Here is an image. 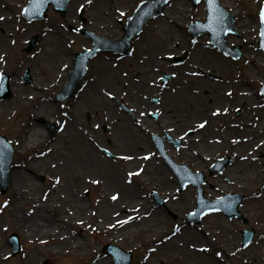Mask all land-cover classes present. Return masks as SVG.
Here are the masks:
<instances>
[{"label":"rangeland","instance_id":"rangeland-1","mask_svg":"<svg viewBox=\"0 0 264 264\" xmlns=\"http://www.w3.org/2000/svg\"><path fill=\"white\" fill-rule=\"evenodd\" d=\"M85 1L81 2V0H79L77 2L74 0L72 2L73 7L78 9L79 5H86L84 3H90L89 1L87 2ZM141 1L142 0H129L128 2L125 0H113V3L111 2V4H109V7H107V5L103 1H98L97 4L100 7L99 9L101 11V14L98 12L99 9L97 8L96 9H97V14L100 15L99 18L101 19L100 26H105V27L110 26L109 31H106L105 34L103 35L106 37L115 38V34H117L122 29V26L125 24L126 19L129 17V15L134 11L136 6ZM263 1L264 0H259L258 6L257 5L253 6L251 3L249 4L245 0L240 2L241 13L225 5L223 2L224 7H226V9L231 11L236 16V20H237L236 22L238 25L239 34L232 35V36L236 38V43L241 44L243 46V52H244L243 57L238 59V61H232L229 58L225 57L222 53H220L219 60L221 63H220L219 69L216 66H214V68H212L211 66L209 67V65L205 61L198 62V64L201 65L202 67H209L212 73L214 72L215 69H218L217 70L218 73L222 74V77H224L227 80L232 79V77L230 78V76H224V72L228 71L227 67H229L230 65L233 66L234 71L232 74H235V72L237 73V76L234 77V81H233L235 85L233 86L229 84L228 85L230 86V89L234 87L235 93H238V104H235L233 100L230 106L227 105L233 110V115L231 113L225 114V116H227V119L220 121L223 124H225V126L228 125V127L225 129L227 136L231 138H235V142L230 139V142L235 145L234 146L235 151H238V143H237L238 142V130H241L242 128H244L243 124L245 123L246 117H251L253 116V113H257V109H255V107L252 105V99L259 97L260 99L264 101V96L261 95V91H260L261 86L264 83V61H263L264 54L259 49V46L257 44L258 38H259L258 37V29H259V21H260L259 14H260V10L263 5ZM129 3H131L130 8H129ZM186 3L189 4L190 6L189 15L185 16L183 20L188 19L187 21L181 20V23L174 24L172 26L173 29H171L166 26H163L164 25L163 22L159 21V18L161 17L159 15V18L157 17L156 19L152 20L149 23L148 27L146 28L144 27V31L146 30L145 33L143 32L144 36L149 35V31H150L149 27H152L154 29H157V31L161 34H162V31L163 33L167 32L168 35L171 37L170 42H167L166 44H162V46L160 47L158 46L156 42L154 43V45H153V42L151 43L148 42L147 44L145 42L146 40H144L146 37L144 39H140L141 35L140 36L138 35V37L135 38L132 46L130 47V49H132L131 53L134 55V58L131 56H127L126 58L120 61L122 63L120 64L122 65L120 66L122 68V71L118 68L119 65L115 66V64L118 63L120 57H114V55L111 53L109 54L101 53L97 56L95 60L99 58V59H102L103 61L108 62V64L112 63L113 65L112 69H114L113 75L115 77V80L121 84L122 88H126L125 90L126 92L127 91L131 93L134 92L138 95H141L144 93L146 94L147 91H145L143 87L144 81L149 86V83L155 80L156 76L159 75V73H156V71L158 69H165L164 64L166 63L160 64L159 61H166V59H168L166 56L170 53L179 55L186 51L192 52V46L190 47L188 46V49H187L186 46L184 47L183 45L186 43L187 44L193 43V41L196 40V38H193L188 33L187 28L190 22L197 21V19L194 20V17L198 13L200 14V12H202L201 4L203 5L204 11L206 10V7H205L204 2H202L201 4H198L197 6H194L191 3V0H187ZM87 6L88 5H86V7ZM127 8H129L128 12L124 13V15H121L120 13L127 11ZM112 9H116V14H118V19L114 18ZM48 12H49L48 19L50 20L49 24L55 25L57 28L59 27L61 30L65 31V29L69 28V26H67L69 25V23L75 22V19L70 20V17L72 18L76 17L74 16L75 11L74 9H72V5L69 7V10L65 15H61L59 13L54 12L52 8H50ZM101 15L104 16L105 19H103ZM122 17H123V20L119 21V19H121ZM112 19L113 21L111 22ZM242 19H245V22L243 23V25L241 24ZM11 22L12 24L10 27L12 29V33L15 36V40L13 44L11 43L8 44L7 51L2 55L0 66H2V70L10 76L11 78L10 87H11V85H13V79H16L18 73L20 72V65H22L18 59V55L21 54L25 62L27 61L30 63L29 68L24 69L23 72L20 73V77H19V82L24 87V93L27 95V97L23 100V102L21 103L17 102L13 96V86H12L11 88L12 95L7 99L0 100V105H9V108H10L9 112L0 114V132L7 135L16 148V152H15V155L12 161V172H11L12 180L11 181H13V177L15 173L19 172V170L21 169L22 167L21 164L23 162H26L27 160L33 161L34 158L39 159L38 156H44L45 162H43V164L40 165L38 168L37 167L35 168L32 166L34 168L32 170L39 171V173H37L36 176L34 175L33 176L35 180L38 182V184H40L39 187H41V191H42L41 197L46 199L47 195L49 193L51 194V189L55 188L57 177L60 179L61 175L63 174L60 167H56V170L54 169L55 163H51L52 157H51L50 152L48 153L49 151L48 148L57 139L58 135H56L57 134L56 132H57L59 123H61L60 121L62 117L64 115H67L68 117L72 115V112L74 111L73 105L76 106L78 101L76 100L77 98L72 99V101L70 99L67 102H60L55 99V94L60 89L59 87L60 85H58V82H60V80L57 79V82L53 80V77L57 72L55 70L54 73H52L53 77L48 75V73H46V76L50 84L48 85L43 84L42 89H41V92L46 97V99L44 98L45 101L50 102L52 104L54 112L51 113L50 115L47 114L46 116H39L38 114L33 113L32 108L38 106L43 100L37 97L35 98L31 97L32 95L37 93V91L34 90L33 83L37 79L36 70H37L38 64L32 62V59H34L36 54L39 52V49H38L39 43L36 45V47L32 51L27 52L25 49L32 35L40 34V36H42L43 30L39 33L41 29L43 28L46 29L47 27L52 28V27L46 26V24L43 22L32 23L31 27L33 31L31 32V35L25 40V42L22 41L23 46H21L20 49H17L18 45H20L19 44L20 38L21 39L24 38V35H21V34L23 33L25 34L28 30L27 28H30V27L27 21H23L21 19L19 11L16 13L15 19L11 20ZM247 27H249V29H247ZM67 32L69 33L68 30ZM179 35L181 36V38H179ZM180 39H185L184 40L185 42L182 41L183 42L182 44ZM208 41H207V37H205V40L202 43L208 45ZM150 44H152L153 48H155L156 50L154 51L153 48H151V49H146V51H144V47ZM82 45L83 43H81L80 40H79V44H78V41L76 40L73 43V46L69 43L67 50L69 51V49H71L73 51L75 49L82 48ZM139 47L142 52H140L139 50H136ZM148 47L149 46H147V48ZM250 51H254L253 56L251 58L252 62L255 63V59L257 58V60L260 62L262 66L259 69L256 66L254 72L246 73L245 71L250 69V67L253 66V64L249 63L250 58L246 56V54L249 53ZM152 52H153V56H150ZM190 56H191V53L190 54L188 53L186 55L185 59L187 61L184 62L185 64L179 63V65L176 67L177 68L176 71L174 72L175 74H177V76L176 78L173 79L172 81L173 84L164 89H168V91L172 93L180 94L181 93L180 88L183 89L185 85L186 86L189 85L192 87V85L196 84L199 89V92L204 93L205 90H209L210 92H212L213 91L212 85H205L203 83L201 84V81H199V84L195 82H191V83L188 82L185 84L181 81L182 76H185L186 78L191 79L192 81L198 78V76L196 75L189 76L184 73V66L186 67V69H188V67L190 66V61H192V58L189 59ZM64 58H66L65 64H67L69 62L68 60L69 58L61 57V61H63ZM129 59L130 60L132 59V63H133V67H131L129 71V76L131 79L126 76V71H124L125 67L123 66L125 65L123 64V61L126 62ZM128 62L131 64V61H128ZM166 62L169 63L168 61ZM47 63L48 62H46L45 65H47ZM134 65H139L141 67V75L138 80H135L137 82L135 81L133 82L132 80V74L138 71L137 70L138 67ZM149 65H151L152 71L147 70V67ZM109 66L110 65H108V67ZM237 67H238V71H237ZM28 69H30V73L33 76V81L29 84H25L23 82V76ZM145 73H148L150 75H148V77H145L144 76ZM225 88L226 86L222 85L220 89L224 90ZM246 88H248L250 91L248 90V95L245 98H242L240 94L245 93ZM123 90L124 89L120 90L119 93L123 92ZM146 90H149V88L147 87ZM114 92H117V91L114 90ZM191 94L193 95V93ZM223 95L226 98L230 97L224 93ZM103 97L105 98L106 103H111V104H114L113 106H115V102H113L112 96L104 95ZM114 97H117V95ZM237 106H238V111H240V113H238V121H239L238 126H235V128H230V125L228 124V122L230 121L231 118H233V116L237 117L236 115H234V110ZM94 107H98V108H94ZM108 107L109 106L103 105L102 102H100L98 106H94L90 104L85 105V107L83 106L85 110L87 109L89 111H94L97 109L99 111L100 118H102V120H104L103 115L105 114V111L109 109ZM83 116H85V114ZM41 118H43L44 120L48 122L55 123L56 128H55L54 133L56 134H54V137L53 135L47 134V136L44 137V141H41V143L37 142L38 144L35 147L25 148L23 146V143L31 127H34V126L42 127L43 126L45 132L46 133L48 132V127L39 121V119ZM51 118L53 119V121L49 120ZM76 121H78V116H77ZM116 121L117 120L115 119V122ZM80 122L82 123V127H83L84 118H82ZM246 126H249V125H246ZM144 129L146 131V128ZM144 129L142 128V130ZM229 130H232V131H229ZM122 132L124 133V135L128 133L132 134L131 135L132 143L134 142V139L137 138L138 139L137 143L139 144L140 139H142L143 137L142 133L139 132L138 128L136 127L132 128V130L130 129V132L128 131H122ZM127 138L129 137H126V139ZM247 138L249 139V142L251 143L248 146H251L253 142L255 141L254 138H258V135H256V133L249 132L247 135ZM113 140L115 141L114 137H113ZM97 141L100 144H107L106 142H103V139L102 140L98 139ZM83 143L92 144V142L88 138H87V141L85 139ZM90 144L88 145L93 147ZM118 145H119V142H117L116 145L112 146L113 147L112 150L115 153L126 152V149L124 148L123 145L122 146H118ZM82 147L86 150H89L87 147V144L86 145L82 144ZM93 148H94V152L91 151V154L93 156H96V157L100 156L101 158L108 159L110 162L114 163L115 167L117 166L120 167V169L123 172L127 171L128 173H133L132 171L138 168L137 164L128 165V163H126L121 157H119L121 158V160H118L119 158H110V157L105 156L100 150H98L97 146ZM46 157H48V159ZM256 158L263 159L264 150L257 151L256 156L253 159H256ZM253 159L248 162L249 163L254 162ZM242 162H243V165L241 167H238V172L240 173V174L238 173L240 175L239 179L241 181H238V187L236 189L231 186L229 189L227 185L220 184L221 181H218V184L214 183L217 188L216 190L206 187L207 196H210V194L216 196L218 194H222L223 192H228L229 190L242 193L245 196L240 205V212L243 216L242 218L240 217L229 218L228 216H226L225 214L221 212H214V213L207 214V215L212 214V215H216V216H220L224 218L230 230L229 236L233 241L232 244H229V246H226L227 250H225L224 252L222 250H217L220 253L219 257L221 260V262H219L218 264H238V258H239L238 256L244 253L245 250L252 249V250H259L262 252V249H263L262 242L264 240V236L262 232L258 230L257 228L258 223H259L258 217L260 213L256 205L257 200L253 196V192L255 188L253 187V185H251L252 183L250 182V180L247 181L248 183L244 182L243 184V181L247 180L245 179L246 176L253 175L256 170H255V167H251L250 165L246 164L247 163L246 161H242ZM209 163L210 162H208L207 164ZM195 169L197 168L195 167ZM79 170L80 169H78V171ZM260 170L264 172V161L260 165ZM89 175L95 176L96 174L93 172H89ZM41 177H44V179H41ZM129 180L137 184L136 190L139 191V193L134 194V193L127 192V193H120V194L114 193V194L116 195L118 194V196L120 195L123 197V199H125V201L122 203L123 206L121 207V209H119V211H117L120 214H128V211L131 208H134L136 206H139L140 208L144 209L143 214L139 213V215H136L137 217L135 219H131L127 223L122 224V228L124 229L126 228L129 234H134L135 236L133 238L120 237V236H117V233L115 232V230H112L110 228L103 229L101 231L95 230L91 228L92 225L96 224V218L92 216V218L91 217L88 218V223L84 227L82 226L75 227L74 229H72V232L70 234L72 237L82 239L87 244L88 248H85L86 253H85V256L83 257V260H81L82 258L80 259L81 255L79 254L78 251L69 252L68 254H65V253H60V254H55V255L43 254L44 251L41 245L37 244L36 242L26 241L21 235L20 228L18 227L19 225L16 223L17 218H11L8 216V213H7L6 203L10 201L12 198V195H13L12 185L8 188V190L5 193H1V187H0V210H2L0 212V252H4L6 246L10 248L9 251L6 253L7 258L6 259L0 258V264H22L27 259L30 261V264H43L47 260L51 264H93L94 258H96V256L98 257L100 254L102 255L106 254L105 256H108L104 250V247L108 243L118 245L123 250L132 252L133 259H132L131 264H144L143 262L144 260H146L147 264H182V261L177 257L179 256V254L176 249L170 248V247H159L158 253H155L153 251V248L155 247L151 246L148 242L151 234H148V233L142 234L144 232V226L151 219L150 213L153 209L152 206H154V204H152L153 200L150 198L149 194L152 190L154 189L157 190L160 188V185L157 184L158 179L156 177H151L145 173H142L141 175L133 173V175H130ZM167 187L169 188V192L170 190L175 188V186L173 185V182L172 183L169 182L167 184ZM74 188L81 189L79 205H84L85 207L89 208L93 212H96L97 210L100 209V206L102 205L100 202L101 200L104 199L101 193L100 185L90 182L89 184L84 186L83 184L80 185L77 183L76 185H74ZM87 191L89 192V194H86ZM106 191L113 193L114 189L110 185H108ZM194 191L195 189L188 188L184 193H180V198L182 197L184 198H183V203L179 207H177V209H174L175 213L178 214L177 219H173L167 215H165V217L164 216L160 217L161 218L160 220H159V217L157 219H154L158 223L159 229L163 228L164 230H167L168 234L170 235L172 234L173 236L175 233H179L180 231H182L185 227L191 228L192 225L190 222L187 221L186 215L187 213L195 209V202L193 201L190 204L189 195L187 194L191 192L193 195H195ZM2 203H5L4 204L5 207H2ZM114 210H116V207L113 204L106 205L105 207V211H107L109 214L112 213V211ZM156 212L158 213V211ZM130 216L132 217L134 215L131 214ZM204 217L202 218L200 223H193V224H196V226H200V227H203V226L206 227ZM27 220L28 219H23L22 225H24ZM177 226H179V232L175 231ZM142 227H143L142 232L139 233L138 231ZM61 228H64V226H61ZM244 229H254L255 231V236H254L253 241H251L246 246H242V238H243L242 230ZM13 232H16L19 235V239L22 245L20 253H18L15 256H12L11 254L12 246L9 241V236ZM206 232H207L206 239L208 238L207 240L212 241L213 243H216V245H219L222 242V238L219 233H216L214 236H210L207 229H206ZM164 237L165 235H162V238ZM198 237L199 238L197 239V243L203 242L202 238L200 236ZM33 249L36 255L35 257L32 254ZM227 253H231V254L227 255ZM182 255L187 256L185 259H190V257L188 256L190 255L189 252H186L185 254H182ZM155 257H158V259H156ZM111 258L112 259H111L110 264H115L113 256H111ZM262 264H264V262H262Z\"/></svg>","mask_w":264,"mask_h":264},{"label":"bare ground","instance_id":"bare-ground-1","mask_svg":"<svg viewBox=\"0 0 264 264\" xmlns=\"http://www.w3.org/2000/svg\"><path fill=\"white\" fill-rule=\"evenodd\" d=\"M25 0H0V62L2 55L7 51L8 44L14 42V35L12 34V30L10 26L12 24L11 19L15 17L17 9L22 6V2ZM77 2L79 0H76ZM85 0H81L83 2ZM89 0H86L87 2ZM90 1H100V0H90ZM103 1L107 7L113 0H101ZM128 1L129 0H125ZM187 0H171L169 6L163 9V13L159 18V21L163 22V26L168 28H172L174 24L181 23V20L185 18V16L189 15V4L186 3ZM244 0H222L225 5L229 6L230 8L238 11L241 13L240 2ZM249 4L251 3L253 6L259 3V0H245ZM72 9L75 10V7ZM131 3H129V8ZM97 4L91 3L88 5V15L95 17L92 26L90 28L101 29L100 23L101 19L96 16L97 14ZM202 12L195 15V19H204L205 12L203 5ZM124 11V13H127ZM113 10V15L115 19H118V14H116V9ZM12 12V13H10ZM101 14L99 9L98 11ZM121 14V13H120ZM100 16V15H99ZM112 16V15H111ZM13 17V18H12ZM103 19L104 16L101 15ZM113 17V16H112ZM120 20H123V17ZM185 19L183 21H187ZM113 19L111 20V22ZM245 22V19H242L241 24ZM89 27V26H88ZM107 29H110V26H107ZM123 29L120 30L117 34L118 37L123 35ZM249 29V27H247ZM103 30V29H102ZM32 32V29L29 30L28 35ZM158 33V34H157ZM69 34H62L58 28L52 27L49 29L45 36H42L41 42H43L39 47V52L36 54L35 58L32 59V62L38 64L37 67V79L33 83L34 90L37 91L36 94L32 95L31 97L43 99L42 102L32 108L33 113L38 114L39 116H46L47 114L50 115L54 112L53 106L50 102H46V97L41 92L42 85H48L50 82L46 76L48 75L53 77L54 71L56 70V74L53 77V80H57L59 78V74L61 73L62 69L65 66L66 58L61 61V57H67L70 62H73V55L71 54L72 51H67V39ZM151 37L145 41L148 44V41H152L153 45L156 42L158 46H162V44H166L170 42V36L168 33H159L157 29H153L150 33ZM76 35L73 36V39H76ZM26 38V37H25ZM25 38H20L19 44L17 49L23 45ZM179 38L181 36L179 35ZM181 42H185V39H180ZM23 41V42H22ZM204 38L200 37L194 45V61L195 64L197 63L196 59L199 61H205L210 66H217L219 65V60L216 56L218 54L213 51L204 48L202 46V42ZM182 42V44H183ZM236 40L232 36L227 38V43H235ZM184 47L188 48L191 46V43L183 44ZM254 51H250L246 54L249 59V63L253 64L250 69L246 70V73H252L255 71V67L259 69L262 65L260 62L255 59V63L252 62L251 58L253 56ZM20 54V53H19ZM18 59L22 65H20V72L17 75L16 79H13V96L17 102L21 103L27 97L24 93V87L19 82L20 73L23 72L24 69L29 68V62H25L23 57L18 55ZM263 60V58H262ZM132 63V59L130 60ZM264 61V60H263ZM47 65H45V63ZM209 62V63H208ZM133 64V63H132ZM195 64H192L190 68H188L187 72L192 71H199V73L205 78L209 72V67H196ZM1 65V63H0ZM2 66H0L1 70ZM94 72L93 76L96 80L92 83V85L88 87L87 93L81 94V99L76 105V110L73 112L72 117L67 119L66 126L60 132H58V136L55 142L49 146V151L52 157L51 163H55L54 169L56 167H60L63 174L59 179V182H56L55 188L51 189V194L47 195L46 199L41 197V187L40 184L35 180L34 176L39 173V171H34L33 167H39L40 165L45 162L44 156H38V158H34L33 161L27 160L21 164V169L19 172L15 173L12 182V189L13 195L11 200L7 203V213L8 216L11 218H17V224L20 228L22 237L29 242H36L37 244L41 245L43 248V254L55 255L60 253L68 254L69 252H79L80 255H85L86 251L85 248H88L87 244L80 238L72 237L70 234L72 229L75 227L82 226L84 227L88 223V218H92L94 216L96 218V224L92 225L91 228L101 231L103 229H112L115 230L117 236L120 237H131L133 238L134 234H129L127 229L122 228V225H117V221H123L131 214H143L144 209L136 206L131 208L128 211V214H120L119 209L123 206V199L122 196H117L116 200L112 199V196L115 195L114 193H134L137 194L139 191L136 190V183L131 184L128 180L129 175L126 171H122L120 167H115L114 163L110 162L106 158H101L100 156H93L91 154V150H86L82 147L81 144V130L79 129V124L76 122V117L80 114L82 110V106L85 107L87 102L90 101V98L93 99V103L98 105L102 102L103 105L109 106L106 103L105 98L103 97L105 92H110L113 94L119 93L120 90L124 89L120 86L115 80V77L112 72L107 69L106 63L104 61H97L93 66ZM201 80V79H200ZM190 82L188 78H184L183 82ZM54 82V81H52ZM211 83L218 87L219 84L212 82ZM207 84V83H206ZM116 90L117 92H114ZM125 90V89H124ZM248 88H246V92L240 94L242 98H245L248 95ZM183 91H186V95L181 97L183 101L186 103L191 104L194 103L192 110L194 109L198 115H205L207 112L204 102H199L200 98L193 99L194 95L199 93V89L197 86H194L192 89L191 87H185ZM182 91V92H183ZM250 91V90H249ZM98 93V95L96 94ZM231 93V92H229ZM250 93V92H249ZM219 93L216 92L215 96H218ZM103 97V98H102ZM45 98V99H44ZM251 98V97H250ZM253 98V97H252ZM252 105L257 109V113H253V116L246 117L245 123L243 124L244 128L238 130V151H236V158L238 159L237 165L232 169V172L235 174V178L238 181H241L240 173L238 172V167L243 165L242 161H246L248 165L251 167H255V173L251 176L247 175L245 183L250 180L253 185L254 192L253 196L257 200V208L259 209V217H258V230H260L264 236V172L260 170V165L264 161L263 159H253L256 156V152L259 150H264V101L262 99L255 98L252 99ZM178 106V103H177ZM10 108L9 105H0V114L9 112ZM191 111H188L190 113ZM249 115V114H248ZM213 116L220 117L221 115L216 114ZM221 119V118H220ZM217 119H210V123L215 122ZM185 122H188L186 119ZM239 122V121H238ZM249 125V126H246ZM205 128L206 133H210L208 128ZM256 133L258 138H254L255 141L251 146L249 139L247 138L248 133ZM48 133L45 132L44 127H31L29 132L24 140L23 146L25 148H33L41 141H44V137L47 136ZM38 142V143H37ZM231 145L230 142H227ZM219 144H208L204 141L200 143V147L206 151H209L216 147ZM259 146V147H258ZM48 159V157H46ZM254 162L249 163L248 161L252 160ZM199 160V158H198ZM47 161V160H46ZM128 165L131 163H138V159L127 161L124 160ZM197 161V160H196ZM200 161V160H199ZM145 165H148L147 174L151 175L152 177L159 174L162 177L159 180L167 182L168 176L165 174H160V169L154 165L153 161H143ZM53 165V164H51ZM33 166V167H32ZM30 167V168H28ZM78 169H80L78 171ZM78 171V172H77ZM89 172H93L96 175L91 176ZM239 173V174H238ZM34 175V176H33ZM98 180L99 183H95L100 185L101 193L104 197L101 200L100 209L96 212L91 211L89 208L85 207L84 205H79L80 199V190L74 188V185L83 184L84 186L89 184L91 180ZM82 181V182H81ZM110 185L114 192H108L107 187ZM43 199V200H42ZM113 204L116 207V210L112 211V213H108L105 211L106 205ZM151 219L149 222L146 223L144 226V232L142 234H151L150 239L148 240L151 246H154L153 251L158 253L159 247H170L174 248L178 251L179 256H177L181 261L182 264H218L221 262L220 257L216 255L218 253L217 250H222L223 252L227 250L226 246L232 244V239L230 238V230L228 228V224L225 222L224 218L216 215H207L204 217V221L206 223V227L196 226V224L191 223V228L185 227L179 233H175L173 236L172 234H168L167 230L163 228L159 229L158 223L154 220L157 219L160 213L156 212V209L153 208L151 211ZM28 219L24 225H22V220ZM79 221H83L80 223ZM110 225H114L110 227ZM64 226V228H61ZM143 227L138 231L139 233L142 232ZM206 229L209 232L210 236H214L216 233H219L222 242L219 245L213 243L206 239ZM162 235H165L162 238ZM200 236L203 242H198L197 239ZM195 240V241H194ZM262 252L259 250H252L247 249L244 253L238 256V264H262L264 262V240L262 242ZM206 248L207 251H201L200 249ZM9 247L6 246L4 252H0V258L6 259L7 252L9 251ZM186 252H189L190 259H185L187 256L182 255ZM32 254L35 257L34 249L32 250ZM231 253H227L230 255ZM158 259V257H155ZM110 256H105L100 254L98 257L94 258L93 264H110L111 262ZM39 260V259H38ZM144 264H147L146 260L143 261ZM22 264H30V261L27 259Z\"/></svg>","mask_w":264,"mask_h":264},{"label":"flooded vegetation","instance_id":"flooded-vegetation-1","mask_svg":"<svg viewBox=\"0 0 264 264\" xmlns=\"http://www.w3.org/2000/svg\"><path fill=\"white\" fill-rule=\"evenodd\" d=\"M126 100L128 103L133 104L134 107L132 108L136 109V111H131L129 108L128 112L133 116L138 115L140 118V121H136L135 118V123L140 126H147L153 132L149 135L148 139H143V144L140 148L142 155L149 154L153 158H160L152 137V135L156 134L161 137H158L157 141L159 143L163 142L166 150L176 160H178L180 156H182L183 159H189V154L193 151L194 145L200 147V143L203 141L210 144L209 133L205 132L204 127L198 131H194L193 128L206 118L210 108L217 109L222 104L219 95H214L209 100L211 105H204L207 110L205 115H198L194 109L192 110L194 105L193 102L191 104L186 103L182 98L171 93H164V95L158 93L154 96L146 95L138 99L132 95H128ZM188 111L191 112L188 113ZM186 119L188 122L184 123ZM95 120H97V118ZM213 126L214 129L219 128V124L216 122H213ZM206 128L210 129L209 127ZM185 136L186 138H191L192 141L188 142L187 139L184 138ZM195 138H197V141H194ZM177 140H180V142L177 143ZM215 141L216 144L219 145L209 150V154L218 158L221 156V153L225 152V148L221 147L217 140ZM125 145L127 151L129 146L126 142ZM200 158L204 159V156L200 155ZM192 159L193 155L190 161H192ZM228 171L231 172V175L230 178L226 177V180L238 182L230 166H227L223 170V173H227ZM231 177H233V179ZM170 203L172 202L170 201ZM158 205L160 204L158 203Z\"/></svg>","mask_w":264,"mask_h":264},{"label":"water","instance_id":"water-1","mask_svg":"<svg viewBox=\"0 0 264 264\" xmlns=\"http://www.w3.org/2000/svg\"><path fill=\"white\" fill-rule=\"evenodd\" d=\"M51 1H53V2H55L56 4H57V6L58 7H56L57 9H61L62 11H65L66 10V7H67V4H68V1L69 0H46V2L44 3V5L39 9V11H38V13H36L35 15L36 16H38L40 13H42L45 9H46V7H47V5H48V3L49 2H51ZM195 1V3H197L199 0H194ZM153 3H149V2H144L140 7H139V9L136 11V13H135V15H134V17L133 18H131L130 19V21H132V20H134V18H135V20H136V28L137 29H135L134 28V26L131 24L130 26H129V34H128V36L126 37V39L124 40V41H126L127 43L129 42V39H130V37L131 36H133L137 31H138V29H140L141 28V26H142V24L146 21V19L151 15V14H154V13H156V12H158V10L163 6V4H158L157 5V9L154 11V12H152V13H148V14H144L145 13V6H147V5H152ZM218 6H219V8L222 10V12L224 13V10L220 7V5H219V0H218ZM141 10H145L144 11V13L143 14H141L140 12H141ZM225 14V13H224ZM229 22L227 23V27H226V30L222 33V35H221V39H220V42L222 43V44H224V42H225V35H226V33L228 32V31H234V29H233V24H234V18L231 16V17H229ZM196 26H200V23H197L196 25H194V24H192L191 25V30L192 29H194V27H196ZM203 30H200L198 33H194L195 35L196 34H199L200 32H202ZM34 41H35V38L33 39V42H32V45L34 44ZM260 44H261V42H260ZM263 49H264V47H262ZM241 55V53H240V49L238 48V57ZM263 92H264V86H263ZM9 94V92L7 91L6 92V95H8ZM1 140H2V142L5 144V145H7L8 146V143L6 142V140L4 139V138H0ZM3 146V145H2ZM8 155V156H7ZM6 156H7V164L8 163H10V161H11V158H12V152L10 151L9 152V154H7ZM8 182V177L7 176H5V179L3 180V183L5 184V183H7ZM202 196H203V191H202V189L200 190V197L202 198ZM235 197H237V199L235 198ZM228 199H231V198H229V197H226V198H223V199H219V200H217L216 201V207H214L212 210H215V209H222V210H224L225 212H226V214L228 215V216H233V215H240V213H239V211H238V207H239V205H240V202L242 201V199H243V196L242 195H240V194H238V196H234V197H232V200H228ZM219 201V202H218ZM243 234H244V236H245V239H244V245L245 244H247L252 238H253V231H247V230H245V231H243Z\"/></svg>","mask_w":264,"mask_h":264},{"label":"snow or ice","instance_id":"snow-or-ice-1","mask_svg":"<svg viewBox=\"0 0 264 264\" xmlns=\"http://www.w3.org/2000/svg\"><path fill=\"white\" fill-rule=\"evenodd\" d=\"M46 2V0H29V4H28V7L24 8V13L25 14H36L38 13L39 9L44 5V3ZM90 2V0H89ZM207 5H208V10H209V13H210V16H209V24L207 25V27L212 30L213 32L217 31L218 30V26L219 24L222 23V16H223V12L222 10L219 8L218 6V0H207ZM121 15H123V13H121ZM0 19H2V17H0ZM260 23L262 25V28H261V31L259 32V36L261 38V47H264V8H261L260 10ZM161 80L164 79L163 76L160 77ZM229 95H231V93H228ZM108 95H112V93H108ZM219 109L216 110V113L214 114H217L219 113ZM225 111H227V109H225ZM206 123V122H204ZM204 124L202 123L200 125V127H203ZM98 127V126H97ZM235 142V141H234ZM259 147V146H258ZM105 151H107L105 149ZM127 159H130L131 157H126ZM129 175H133V173H129ZM59 182V178L57 177V183ZM92 183H99L98 180H91ZM117 195H113L112 196V199L113 200H116L117 199ZM219 202V201H218ZM190 216H195L197 215L196 212H191L189 213ZM131 219H133V217H127L125 220L123 221H120L118 220L116 223L117 225H122L124 223H127L128 221H130ZM80 223H83V221H79ZM114 225H110V227H113ZM176 232H179V226L176 227L175 229ZM201 251H207L206 248L204 249H200ZM217 256L220 255V253H216Z\"/></svg>","mask_w":264,"mask_h":264}]
</instances>
